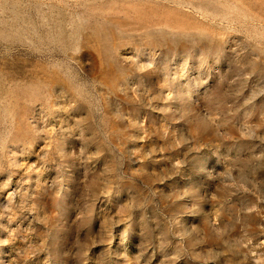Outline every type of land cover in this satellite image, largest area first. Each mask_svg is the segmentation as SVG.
Segmentation results:
<instances>
[{
    "label": "rangeland",
    "instance_id": "374dc122",
    "mask_svg": "<svg viewBox=\"0 0 264 264\" xmlns=\"http://www.w3.org/2000/svg\"><path fill=\"white\" fill-rule=\"evenodd\" d=\"M0 264H264V0H0Z\"/></svg>",
    "mask_w": 264,
    "mask_h": 264
}]
</instances>
